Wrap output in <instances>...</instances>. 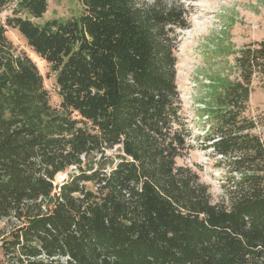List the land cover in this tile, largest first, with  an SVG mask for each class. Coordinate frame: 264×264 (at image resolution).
Masks as SVG:
<instances>
[{"label":"trees","instance_id":"obj_1","mask_svg":"<svg viewBox=\"0 0 264 264\" xmlns=\"http://www.w3.org/2000/svg\"><path fill=\"white\" fill-rule=\"evenodd\" d=\"M185 1L84 0L79 16L40 24L48 0H0L14 4L0 20V264H264V139L242 116L264 40L239 49L242 79L207 110L204 147L230 182L215 203L177 164L191 134L175 53ZM8 27L55 73L60 107Z\"/></svg>","mask_w":264,"mask_h":264},{"label":"rangeland","instance_id":"obj_2","mask_svg":"<svg viewBox=\"0 0 264 264\" xmlns=\"http://www.w3.org/2000/svg\"><path fill=\"white\" fill-rule=\"evenodd\" d=\"M185 4L189 26L176 30L175 53L181 114L191 134L188 137L190 147L177 158V164L189 165L196 170L209 186L213 202L223 203L228 201L229 172L224 165H219L221 156L204 147L203 136L212 124L211 113L207 110L219 108L215 103L217 94L224 93L242 79L236 64L239 49L264 40V0H191ZM13 9L14 4L0 12V20L5 21L13 14ZM84 9V0H48L47 12L33 20L40 24L53 18L65 21L79 16ZM7 36L18 51L26 52L35 61L51 104L60 107L55 73L49 64L33 51L18 29L8 27ZM242 116L254 122L251 132L264 139V78L258 73L250 84V97ZM119 153L117 147L107 151L112 160H117ZM76 171L72 166L60 172L55 183H61Z\"/></svg>","mask_w":264,"mask_h":264}]
</instances>
